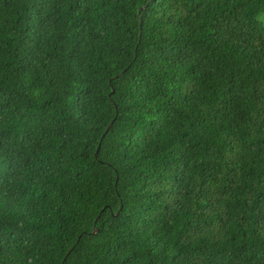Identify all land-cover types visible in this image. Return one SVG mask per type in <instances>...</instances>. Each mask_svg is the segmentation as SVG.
Returning a JSON list of instances; mask_svg holds the SVG:
<instances>
[{"label": "trees", "instance_id": "16d2710c", "mask_svg": "<svg viewBox=\"0 0 264 264\" xmlns=\"http://www.w3.org/2000/svg\"><path fill=\"white\" fill-rule=\"evenodd\" d=\"M0 264H264V0H0Z\"/></svg>", "mask_w": 264, "mask_h": 264}, {"label": "water", "instance_id": "95a60500", "mask_svg": "<svg viewBox=\"0 0 264 264\" xmlns=\"http://www.w3.org/2000/svg\"><path fill=\"white\" fill-rule=\"evenodd\" d=\"M123 74H124V73H123ZM120 76H121V75H120ZM112 94H113V92L111 91V95H112ZM111 126H112V125H110L109 128L105 131V133H104V135L102 136L100 142H101V141L104 139V137L107 135V133H108L109 129L111 128ZM99 149H100V145L97 147V151H96L95 157L97 156ZM95 235H96V231H94V233H93V236H95ZM70 253H71V251H70Z\"/></svg>", "mask_w": 264, "mask_h": 264}]
</instances>
